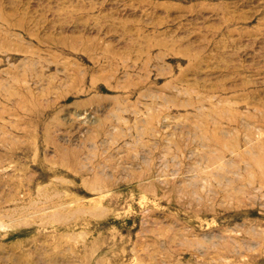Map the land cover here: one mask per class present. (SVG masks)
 <instances>
[{
    "label": "rangeland",
    "instance_id": "1",
    "mask_svg": "<svg viewBox=\"0 0 264 264\" xmlns=\"http://www.w3.org/2000/svg\"><path fill=\"white\" fill-rule=\"evenodd\" d=\"M0 264H264V0H0Z\"/></svg>",
    "mask_w": 264,
    "mask_h": 264
}]
</instances>
